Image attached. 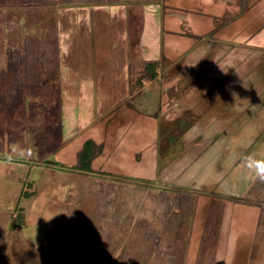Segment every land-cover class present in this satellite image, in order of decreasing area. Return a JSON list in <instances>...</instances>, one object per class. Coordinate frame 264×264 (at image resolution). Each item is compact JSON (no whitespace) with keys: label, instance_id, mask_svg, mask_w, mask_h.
<instances>
[{"label":"rangeland","instance_id":"1","mask_svg":"<svg viewBox=\"0 0 264 264\" xmlns=\"http://www.w3.org/2000/svg\"><path fill=\"white\" fill-rule=\"evenodd\" d=\"M136 1L0 0V264L253 263L251 232L261 237L264 220L246 227L238 207L208 206L244 200L220 194L221 180L195 188L190 163L206 151L205 139L186 130V115L171 128L161 122L185 114L191 99L194 116L206 106L217 114L208 104L228 81L264 82L253 67L233 63L242 50L231 47L250 41L228 46L219 35H198L199 3L149 0L161 9L162 45L142 52L139 19L156 20L143 6L137 14ZM149 62L154 78L145 75ZM180 96L186 101L177 103ZM221 120L218 135L209 132L228 141H210L216 170L224 168L221 154H239L240 140L234 132L227 140ZM88 138L101 154L83 171L78 152ZM162 145L165 167L171 154L176 161L158 177ZM172 169L175 177H165Z\"/></svg>","mask_w":264,"mask_h":264},{"label":"crops","instance_id":"2","mask_svg":"<svg viewBox=\"0 0 264 264\" xmlns=\"http://www.w3.org/2000/svg\"><path fill=\"white\" fill-rule=\"evenodd\" d=\"M148 1L149 0L136 1L135 3L139 2L138 4L139 8L137 6H134V10L137 12V14H140L141 6H143L145 9L147 8L148 10L147 9L146 10L150 11L154 15V19L156 20V22L154 21L153 25L147 22V19H145L146 17L140 18L138 22V28L140 27V31H141V43L137 46L139 47V50L146 53L147 51H154L157 49V47L159 48V45L160 46L162 45V42L159 43L160 34L162 33L161 32L162 27L161 26L159 27V25H161V23H159L161 22L159 21L160 18L159 14H161L160 13L161 9H159V7L155 5L156 3L148 4ZM165 1H167L168 3ZM165 1L164 2L171 7H176L181 4H188L190 2L191 5L192 3L194 5L197 3L202 5V7H200V9L202 10L199 11L200 13H197L201 15L199 17L197 14L194 15V17L196 18L195 25L197 26L198 29L201 28L200 30L197 29L198 35L211 34L214 37H216V35H219L222 39H225L224 44L228 46L229 44L235 43V40L237 42L245 41L246 43L247 41L248 42L250 41L251 46L249 47L246 44L240 45L241 47H237V48L230 46L231 48H233V52H238L242 50V53H240V55L238 56L237 53H234V55H236L235 57L238 58H236L233 63L235 64L242 63L245 64V66L248 65L250 67H253L257 71V73L260 74L261 78L262 76H264V65H261L262 63H264V46H263L264 43L262 44V41H264V0H247V1L244 0V7L240 5V2H238V0L236 2L234 0V3L232 0H165ZM208 7L212 9L209 11ZM132 16L135 17V15ZM143 27H145L146 30L147 29L149 30L147 31L148 36H146V39L143 34L144 31ZM191 32L194 33V31ZM246 52L247 54L255 53L257 55V58L248 57L246 55ZM255 80H257L256 76H252L250 77L249 80L248 78H246L244 82L243 81L226 82L224 86L229 89L225 91V95L222 93V96L219 97V99L215 100L213 98L210 100V103L208 104L211 105V103H213L214 107L219 106L218 108L220 110L218 111L217 114L212 113L213 111H211L209 114V109L207 111L206 110L207 106H206L194 116L192 109L198 108L197 106L198 101L197 99H195L194 101H192L193 99H191L188 102L189 108L185 114L175 115L176 112L174 113L169 112V116H171L169 120L165 116L161 119V122L163 124L162 129L163 126L165 127L170 126L171 128L174 124H178V123L181 124L183 116L186 115L184 116V118L188 116L189 120L187 122L190 123V125L188 126L187 124L188 126L187 128L186 126L184 127L182 125L181 127L178 126V128L180 127L182 131L186 128V130L189 132H191L192 130L201 132L199 135L200 137L203 136V139H205L204 140L205 143L203 146L205 147L206 151L203 154H200L199 156L201 155L202 157L204 156L205 160L199 161V156H195L194 161L193 160L191 161L193 163H190L191 175L195 176L194 178L196 184L195 188L204 189L206 186H208L213 182V179H216L218 181L221 180V185L216 187L218 190H221L219 191L220 194L225 196H230V195L236 197L238 196L237 198H240L239 195H241V197H243L244 204L243 203L231 204L229 202L222 201L220 202L222 206L218 203L215 204L213 202L207 205L211 206V208L217 212L219 210H223L227 208H229L228 210H231V208L235 209V207L236 208L238 207L237 210L239 211V213L241 212L240 215H238L240 219L239 221L240 223H242V226L244 224L246 227L250 226L251 219H253L256 222V224L259 219L264 220V181H260L259 179H257L254 173L251 172L246 166L249 157H252L256 160L264 159V82H262L259 85L257 83H259L261 80L259 79L257 83L255 82ZM191 90L192 89H190L187 95L188 97L189 95H191L192 98ZM228 95H230V97H228ZM186 98L187 97L183 99V96H180L177 100V103L179 101L183 103L184 101H186ZM235 102L237 104H234ZM207 114H209L210 116L209 115L206 116ZM234 114H237L236 119L231 118L232 120L229 123V116ZM223 118H226L224 122V127L220 128L219 130H224V128H226L228 132L227 140L229 139L230 132H234L235 134L234 137H237L238 141L240 140L239 143L237 142L236 144L237 147H239V154L236 160H231L230 158H228L229 152L227 154H221L220 162L223 164L224 168L221 170H216L217 163L216 164L214 163L213 152L210 153V147H212L213 149V145L210 144L213 142L210 141L213 139L216 140L217 142L221 141L219 143L220 146L219 144H217V146L221 148L224 146L223 144L227 146L228 141L225 142V140L223 139L221 140V138L219 140L218 136L217 138L210 137L209 132H213L216 130V134H217L218 129L215 128L216 124L219 123L220 125V122L222 121L221 119ZM228 123L231 125L229 126ZM88 139H92V138H88ZM92 140L98 146H100L94 139ZM130 148H132V146H130ZM163 148H164L163 145L159 146V160L157 165L158 177L161 176V172H164V174H168L169 170L167 166L172 161L174 162L176 161L174 160V156L171 154L170 157L172 156V158H170L168 165L165 167L166 156L163 153L167 150V147L165 150ZM134 152L135 151H133L132 153L134 154ZM100 154H98L92 160L91 164ZM148 156L149 154L146 157ZM148 163L152 164L150 162ZM200 163L201 164L207 163V164L205 165V167L200 169L198 168L199 166H201ZM231 163L236 164L237 170L236 172H234V174L230 173L231 171L230 167H232ZM148 168L152 169L150 166ZM233 168L234 167H232V169ZM215 171L217 175H215ZM176 172L177 171H175V169H172V173L170 174V176L166 175L165 177H169V178L175 177ZM235 179H237L236 182ZM215 206H217L218 209L214 208ZM205 221L209 222L208 220ZM261 226L264 228V225L260 224L259 227ZM251 233H253L252 236L253 239L251 243L253 242L255 245L252 255L254 261L252 264H260V263L264 264V233L259 238H257V236L255 238L254 235L255 230H253Z\"/></svg>","mask_w":264,"mask_h":264},{"label":"trees","instance_id":"3","mask_svg":"<svg viewBox=\"0 0 264 264\" xmlns=\"http://www.w3.org/2000/svg\"><path fill=\"white\" fill-rule=\"evenodd\" d=\"M156 69V64L154 62H149L145 66V75L149 78H154L156 76ZM100 151L101 147L92 139L85 140L78 154V167L83 171L90 170L92 160L100 153Z\"/></svg>","mask_w":264,"mask_h":264},{"label":"clouds","instance_id":"4","mask_svg":"<svg viewBox=\"0 0 264 264\" xmlns=\"http://www.w3.org/2000/svg\"><path fill=\"white\" fill-rule=\"evenodd\" d=\"M246 166L251 172L254 173L257 179L264 181V159L256 160L252 157H249Z\"/></svg>","mask_w":264,"mask_h":264}]
</instances>
